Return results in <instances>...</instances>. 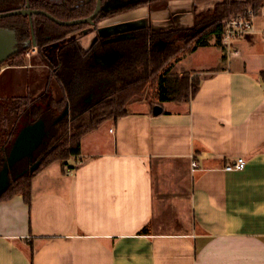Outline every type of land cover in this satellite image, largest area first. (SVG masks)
Returning <instances> with one entry per match:
<instances>
[{
	"label": "crops",
	"instance_id": "1",
	"mask_svg": "<svg viewBox=\"0 0 264 264\" xmlns=\"http://www.w3.org/2000/svg\"><path fill=\"white\" fill-rule=\"evenodd\" d=\"M209 1L113 13L98 32L190 27L221 0ZM256 17L230 48L215 38L175 63L201 78L189 101H156L157 115L133 98L85 135L73 169L56 161L34 177L31 204L0 201V264H264V7ZM39 64L24 67L36 88ZM240 157L247 167L226 171Z\"/></svg>",
	"mask_w": 264,
	"mask_h": 264
},
{
	"label": "trees",
	"instance_id": "2",
	"mask_svg": "<svg viewBox=\"0 0 264 264\" xmlns=\"http://www.w3.org/2000/svg\"><path fill=\"white\" fill-rule=\"evenodd\" d=\"M96 1L30 0L34 9L45 10L63 21L90 16ZM129 1L121 10L161 0ZM25 2L0 0V13L17 10ZM249 7H253L257 15L264 7V0H221L213 8L197 13L190 27L170 31L141 27L123 39L98 38L87 50L80 49L75 41L68 42L60 50L48 46L89 24L65 27L44 15H36L33 20L36 32L41 31L43 38L47 35L52 38L41 44L39 62L52 71L57 70L59 78L66 82V90L58 80L64 92L57 94L54 89L58 81L51 73L44 81L46 86L36 95L31 92L9 98L0 95V169L26 125L44 119L48 131L44 143L34 153V160L26 158L21 162L23 165L16 164L11 169L10 188L0 196V201L21 194L24 201L31 204L34 177L56 161H61L69 170L73 169L68 161L73 156H81L85 135L98 130L107 120L127 116L129 102L142 97L148 87L154 89L157 102L189 101L196 94L201 78L188 71L180 75L175 70V63L215 38L221 43L230 17L244 14ZM109 14L101 12L95 22ZM0 27L13 29L19 40V50L4 63L22 66L29 49L24 43L31 37L29 16L0 18ZM226 58L228 52L224 48L222 60ZM261 76L264 78V71ZM69 102L70 114L55 123ZM37 161L41 162L40 167L34 173L29 172L30 166Z\"/></svg>",
	"mask_w": 264,
	"mask_h": 264
},
{
	"label": "water",
	"instance_id": "3",
	"mask_svg": "<svg viewBox=\"0 0 264 264\" xmlns=\"http://www.w3.org/2000/svg\"><path fill=\"white\" fill-rule=\"evenodd\" d=\"M101 1L98 0L97 8L95 13L86 19L75 20V21H66L60 22L55 19L52 15L42 11V10H22V11H14L8 12L7 14H0V17H7L11 15L17 14H29L31 16L36 15L37 13L44 14L49 18L57 21L62 25H75L81 24L84 22H92L97 14L101 10ZM120 1V0H117ZM130 1L121 2L112 8H116L117 6L122 7L125 6ZM17 52V39L14 31L11 29L0 28V64L6 62L9 57L16 54ZM155 114L162 112L161 107L155 106L154 107ZM69 106H66L64 112L55 119V123L61 122L69 115ZM48 134L47 127L45 124L44 119H40L39 121L26 125L25 128L19 133L17 138L15 139V143L7 156V160L5 161L3 167L0 169V196H2L10 187L11 184V169L18 164L19 162L25 160L26 158H30L31 161L34 160V153L40 148V146L44 143V140ZM41 162L37 161L34 162L30 168L29 172L34 173L39 167ZM27 171V170H26ZM25 171V173H26Z\"/></svg>",
	"mask_w": 264,
	"mask_h": 264
},
{
	"label": "flooded vegetation",
	"instance_id": "4",
	"mask_svg": "<svg viewBox=\"0 0 264 264\" xmlns=\"http://www.w3.org/2000/svg\"><path fill=\"white\" fill-rule=\"evenodd\" d=\"M53 1H57V2H63V0H53ZM64 1H66V0H64ZM115 1H117V0H102L101 1V10H100V12L97 14V16L96 17H98L99 16V14L101 13V12H107V13H110L108 16H106V17H104V18H102L101 20H100V22H95V20H96V18L90 23V22H84V23H81V24H89V25H86V26H84V27H82L81 29H79V30H75V31H73V32H71V33H69L68 35H67V38H65V39H60V40H58V41H55V42H52V44H50L49 46H48V48L49 49H52V48H54V49H57V50H60L62 47H64L65 45H67V43L68 42H72V41H75L76 43H77V45L80 47V49H83V50H87V49H89L90 47H92L93 46V44L96 42V40L98 39V38H113V39H123V38H126L127 36H130V33L132 32H129V33H126V35H116V36H114V35H112L111 37H102V36H100L99 35V32H98V29H99V25H100V23L103 21V20H106V19H108L109 18V16H111V14H113V13H121V12H125V10H132V9H122L121 10V8H123V7H125V6H122V7H118V8H112L113 6H112V3L113 2H115ZM123 2H125V1H129V0H122ZM97 2H98V0L96 1V5H95V10H94V12L90 15V16H88V17H83V18H81V19H86V18H89V17H91L94 13H95V11H96V6H97ZM128 4V3H127ZM127 4H125V5H127ZM152 4V3H151ZM70 5V4H69ZM149 4H147V5H145V6H148ZM140 8V7H139ZM26 9H29V10H42V9H34L33 7H32V4H31V2H30V0H26V2H25V4H22L21 5V7L19 8V9H17V10H12V11H7V12H5V13H0V14H7L8 12H14V11H22V10H26ZM134 9H136V8H134ZM118 10V11H117ZM42 11H44V12H46V13H48V14H50V15H52L55 19H57L58 21H60V22H66V21H75V20H81V19H72V20H66V21H63V20H61V19H59V18H57V17H55L52 13H49V12H47V11H45V10H42ZM22 15H27V16H29V21H30V23H31V37H30V39H28V40H26V43H24V45H26V46H29V49L26 51V56H25V58H26V60H29V59H32V60H34V58H38L39 57V52H40V49H41V44L42 43H44V42H49L52 38H51V36L50 35H47V37L46 38H43V36H42V33H41V31H39V32H36V29H35V23L33 22V20H34V18L36 17V15H44V14H41V13H37L36 15H33V16H31V15H29V14H17V15H11V16H22ZM45 17H47L48 19H50V20H52L54 23H56V24H58V25H61V26H65V25H62V24H60V23H57V21H55V20H53L52 18H49L48 16H46V15H44ZM8 17V16H7ZM7 17H0V18H7ZM81 24H75V25H81ZM75 25H66V26H75ZM65 26V27H66ZM0 28H3V27H0ZM5 29H7V28H5ZM8 29H10V28H8ZM86 29H88L89 31L88 32H85V30ZM174 29H176V28H174ZM12 31H14L13 29H11ZM152 30V29H151ZM171 30V29H170ZM170 30H167V31H170ZM84 31V32H83ZM134 31V30H133ZM80 32H81V34H80ZM14 33H15V35H16V32L14 31ZM92 35V36H91ZM83 36H89V37H93V39L92 40H90L89 41V43L91 42V44H89V45H84L83 43L85 42V40H84V37ZM16 39H17V35H16ZM85 46H88V47H85ZM19 50V40L17 39V51ZM36 58V59H37ZM27 61H25V64H23L22 66H15V65H11L9 62L8 63H2V65H5V64H7V66L5 67H3L5 70H7V68L8 67H15V68H21V69H23V67H28V66H31V64L32 63H30V64H28V63H26ZM43 64V63H42ZM44 65V64H43ZM45 67H47L46 65H44ZM48 68V70H49V75H51V73H52V75L53 76H55V79L58 81H60V83H61V85H62V87L66 90V82H64V81H62L60 78H59V75H58V72H57V70H51L49 67H47ZM4 70V71H5ZM3 71V72H4ZM2 72V73H3ZM45 81V79L42 81V84L43 83H45L44 82ZM59 81H58V83H56L55 84V89L54 90H56V92L58 93L59 92V90L61 91V92H64V90L62 89V87H60V85H57V84H59ZM41 84V85H42ZM40 86V85H39ZM43 87L44 86H40L39 87V89H37V93H39L40 91H42V89H43ZM31 88V87H30ZM38 88V87H37ZM61 88V89H60ZM29 92H31V91H29ZM28 92V93H29ZM28 93H26V94H28ZM32 93V92H31ZM33 94V93H32ZM34 95V94H33ZM67 106H69V111H70V102L67 104ZM71 112V111H70ZM70 114V113H69Z\"/></svg>",
	"mask_w": 264,
	"mask_h": 264
},
{
	"label": "rangeland",
	"instance_id": "5",
	"mask_svg": "<svg viewBox=\"0 0 264 264\" xmlns=\"http://www.w3.org/2000/svg\"><path fill=\"white\" fill-rule=\"evenodd\" d=\"M121 2H122V0L115 1L112 3V6H116ZM209 2H214V0H210ZM118 7L119 6H117L116 8H118ZM83 37L85 40V42L83 43L84 45L91 44V42L89 43V41L92 40L93 37H89V36H83ZM85 47H88V46H85ZM36 58H34V60H32V59L26 60L27 61L26 63H33L35 61L39 62L40 61L39 58H37V59ZM4 66L6 67L7 64L0 65V68H2ZM38 68L41 69V72H42L41 75L43 74L42 78L46 79L48 77V76H46V70L48 68L44 67V65L42 63L39 64ZM30 84L31 83H30L29 71L26 68L23 67V69H21V68L9 67L8 71L5 74H3L2 77L0 78V95L9 98L11 96H16V95L24 96L29 91H31L34 95L38 94L36 86L35 85L32 86ZM41 86L45 87L46 82L43 83ZM57 94L61 95L62 92L59 90V92ZM144 94H146V95H143L141 98L145 97L147 100L153 99V102L156 101L154 98V95H153L154 94L153 88L148 87V89L145 90ZM21 162H19L17 166L23 165ZM56 166H58V165H56ZM56 166H54L53 168H50V169L51 170L56 169ZM183 196L185 197L186 195L183 193Z\"/></svg>",
	"mask_w": 264,
	"mask_h": 264
},
{
	"label": "built area",
	"instance_id": "6",
	"mask_svg": "<svg viewBox=\"0 0 264 264\" xmlns=\"http://www.w3.org/2000/svg\"><path fill=\"white\" fill-rule=\"evenodd\" d=\"M256 15L254 12L253 7H249L244 14H238L230 17L229 21L227 22L224 28V35L221 39L222 46L226 48H230L231 44L244 38L245 35L250 33L255 28L256 22ZM264 35V32H263ZM5 69L2 67L0 68V74ZM82 156L78 157L77 159H81ZM192 166L197 168L199 164L196 161L192 162ZM247 167L246 160L243 157H240L234 160L232 163L226 165V171L233 172L234 170H244Z\"/></svg>",
	"mask_w": 264,
	"mask_h": 264
}]
</instances>
